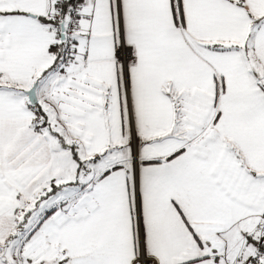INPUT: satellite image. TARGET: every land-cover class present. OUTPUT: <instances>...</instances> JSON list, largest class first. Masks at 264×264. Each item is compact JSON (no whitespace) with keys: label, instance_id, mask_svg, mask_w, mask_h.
I'll return each instance as SVG.
<instances>
[{"label":"snow or ice","instance_id":"6c2138e0","mask_svg":"<svg viewBox=\"0 0 264 264\" xmlns=\"http://www.w3.org/2000/svg\"><path fill=\"white\" fill-rule=\"evenodd\" d=\"M0 264H264V0H0Z\"/></svg>","mask_w":264,"mask_h":264}]
</instances>
